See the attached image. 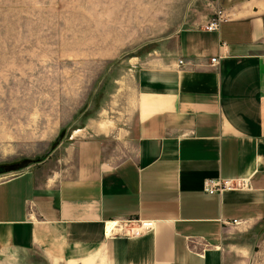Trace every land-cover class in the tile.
I'll use <instances>...</instances> for the list:
<instances>
[{
    "label": "crops",
    "instance_id": "obj_1",
    "mask_svg": "<svg viewBox=\"0 0 264 264\" xmlns=\"http://www.w3.org/2000/svg\"><path fill=\"white\" fill-rule=\"evenodd\" d=\"M207 1L136 73L132 156L82 142L0 178V264L248 262L264 226V0ZM210 180L244 187L209 194Z\"/></svg>",
    "mask_w": 264,
    "mask_h": 264
},
{
    "label": "rangeland",
    "instance_id": "obj_2",
    "mask_svg": "<svg viewBox=\"0 0 264 264\" xmlns=\"http://www.w3.org/2000/svg\"><path fill=\"white\" fill-rule=\"evenodd\" d=\"M207 0H0V178L82 142L137 146V71L176 51ZM107 123V126L103 125ZM75 149V150H74ZM246 264H264V226Z\"/></svg>",
    "mask_w": 264,
    "mask_h": 264
},
{
    "label": "built area",
    "instance_id": "obj_3",
    "mask_svg": "<svg viewBox=\"0 0 264 264\" xmlns=\"http://www.w3.org/2000/svg\"><path fill=\"white\" fill-rule=\"evenodd\" d=\"M226 17L225 14L222 11H218L215 16L213 17L212 21L208 24L206 27V30L209 32H215L218 31L220 28V25L223 21H225ZM220 58H214L212 59V66H215L219 63ZM244 187V184H236L232 180H225V181H220V182H215V181H207L204 186L205 192L209 194H214V193H220L225 190L229 189H236V188H242ZM237 223V222H235ZM115 228H120L119 226ZM152 228V223L149 222H141L139 227L132 228L130 230V235L132 236H138L145 232L146 230H150ZM121 231L123 229L120 228ZM127 232V231H126ZM128 233V232H127ZM129 234V233H128Z\"/></svg>",
    "mask_w": 264,
    "mask_h": 264
}]
</instances>
